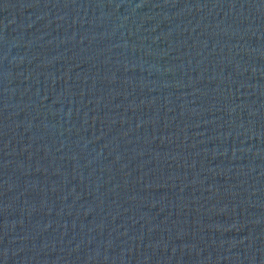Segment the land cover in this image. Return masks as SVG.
<instances>
[{
    "label": "water",
    "instance_id": "obj_1",
    "mask_svg": "<svg viewBox=\"0 0 264 264\" xmlns=\"http://www.w3.org/2000/svg\"><path fill=\"white\" fill-rule=\"evenodd\" d=\"M0 264H264V0H0Z\"/></svg>",
    "mask_w": 264,
    "mask_h": 264
}]
</instances>
